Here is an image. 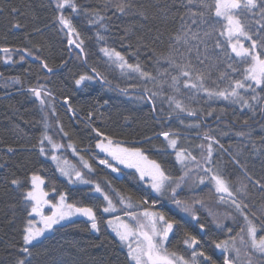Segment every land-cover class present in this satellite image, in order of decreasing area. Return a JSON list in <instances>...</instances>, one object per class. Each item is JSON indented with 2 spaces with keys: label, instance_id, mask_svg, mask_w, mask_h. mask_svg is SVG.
<instances>
[{
  "label": "snow or ice",
  "instance_id": "snow-or-ice-1",
  "mask_svg": "<svg viewBox=\"0 0 264 264\" xmlns=\"http://www.w3.org/2000/svg\"><path fill=\"white\" fill-rule=\"evenodd\" d=\"M40 7L47 10L51 25L66 37L68 58L62 57L56 64L51 57L43 56V45L33 43L31 37L33 34L42 37L44 28L50 25L40 27L41 17L33 4L21 0L19 5L0 2L3 61L19 63L31 57L47 74L56 75L54 69L67 67L71 72L69 61L75 58L88 69L72 74L76 88L87 89L93 81L111 87L112 81L105 72L95 64H88L86 40L93 37L84 35L74 19L95 28L94 40L100 45L104 67L119 70L126 80L137 81L120 91L128 95L129 88L135 90V99L150 106L152 118L161 126L151 136L145 135L142 141L129 144L117 138V134L96 127L93 119L96 112L89 111L85 127L95 142L94 147L107 157L99 159V164L114 173L121 171L119 165L134 169L151 192L167 197L188 213L204 238L174 216L157 210V200L150 201L148 195L134 198L118 194V203L123 206L118 208L99 183L87 178L79 168L69 167L66 159L56 155L65 147L78 155V147L74 133L66 130L60 121L55 90L48 82L39 83L38 79L28 91L42 113L39 137L30 146L3 143L0 147V170H5L0 176V192L16 194L5 204L10 212V215L5 213L6 223L19 235V240L12 236L6 242L2 264H54L40 259L50 255V250L40 248L42 238L61 222L76 216L87 217L89 231L100 233L102 224L111 228L120 244L127 248L126 264H264V136L257 143L252 127L260 123L255 119L257 115L264 120V0H99L95 6L82 0H44ZM21 16L32 22L31 30L29 23L21 22ZM16 32L24 34L22 46L8 43L9 33ZM109 40L118 42L121 49H134L131 52L134 62ZM46 80L50 81V77ZM12 83L21 81L16 77ZM60 96V105L77 117L73 97L63 92ZM213 101H226L229 106H239L241 112L246 109L249 113L247 118L237 116L236 107H232L234 122L242 125L241 130L232 133L239 138L235 147L226 148L221 143L219 137L229 132L206 123L209 117L220 121L228 115L227 108L217 111L211 107ZM106 104L107 100L103 104L97 100V110ZM177 123L185 130H195L200 142H189L180 128L173 127ZM260 128L264 131V124ZM51 130L68 138V143H57ZM153 137L163 138L165 145L158 154L174 156L180 176L171 174L165 166L166 160L150 159L146 154L144 145L152 144ZM33 151L54 162L69 183L94 185L91 191L100 193L106 206L88 205L77 199L70 201L67 192L47 185L46 177L41 174L44 170L31 159ZM21 152L26 154L24 160L14 161L12 158ZM80 161L89 173L95 172L84 156H80ZM189 181L197 187L203 185L208 189V199L224 206L223 212L209 209V214L225 238L217 237L197 215L198 206L208 207L204 198H177V190ZM106 183L111 185V181ZM48 187L58 199L50 198ZM104 213L116 215L105 221ZM233 226H238V230L234 231ZM180 233L183 251L171 249L170 235ZM216 250L221 253L219 260L214 255Z\"/></svg>",
  "mask_w": 264,
  "mask_h": 264
},
{
  "label": "trees",
  "instance_id": "trees-1",
  "mask_svg": "<svg viewBox=\"0 0 264 264\" xmlns=\"http://www.w3.org/2000/svg\"><path fill=\"white\" fill-rule=\"evenodd\" d=\"M0 2L19 5L21 0H0ZM30 2L41 17L38 22L40 27L44 28L45 24L50 25L44 28L42 37L38 34H33L31 37L32 42L42 44L43 56L51 57V59L55 60L56 64H59L61 58H68L70 52L65 43L66 37L56 30L55 25H51L47 10L40 7L44 0H30ZM82 2L86 5L95 6L99 3V0H82ZM20 20L22 23H29V30H31L32 22L28 18L21 16ZM124 22L126 23L127 21ZM74 23L77 24V27L84 35L93 37V39L86 40L87 50L89 51L88 64H95L101 71L105 72L108 79L112 81V86L93 81L90 82V87L87 89L81 90L80 88H76L73 83L72 74L83 73L88 69L81 60L75 58L69 61L71 72L65 67L54 69L56 75H52L42 70L38 61L33 62L29 58H26L25 61L19 63H5L2 59L3 54L0 53V73H3L0 76V142H2L0 143V147H3V143L30 146L36 142L37 137H39L42 131V125L38 123L41 120L42 113L38 108V102L31 96L28 89L35 86L38 79L39 83L48 82L49 87L53 88L57 94V111L60 121L65 125L66 130L70 129L74 133L73 138L77 143L79 152L77 155L72 152L71 148L65 147L55 154L62 159H66L71 166L84 171L87 178L93 180L94 183H99L113 199V202L117 203L118 208L123 207L118 203V194L133 195L134 198L148 195L150 201L153 199L157 200V210H163L168 215L174 216L194 234L204 238L196 221L188 213L182 212L167 197H158L154 192H151L148 185L144 181L139 180L138 173L133 169L119 166L121 171L118 176L105 166L99 164V159L107 157L94 147L95 142L85 127L89 111L96 112V116L93 117L96 127H100L102 131L117 134V138L126 140L129 144L133 141H142L145 135L151 136L153 131L160 130L161 126L152 118L150 106L135 99V90L129 88L128 95L120 91V89L132 83H137V81L126 80L121 76L119 70H110L104 67L102 62L103 54L98 50L100 45H97L94 40L95 28L82 24L79 20L75 19ZM116 23L120 24L122 22L116 21ZM2 31L3 25L2 21H0V32ZM105 34L109 35V33ZM23 41L24 34L22 32L9 33V45L22 46ZM109 43L114 44L117 50L124 51L129 56L130 62H134L131 58V52L134 49H121L119 43L113 40H109ZM133 43H135L134 40ZM143 58L144 56L141 54V59ZM14 59H18V57H14ZM16 77H19L21 83H12V79ZM46 77H50V81L46 80ZM116 85H119V87L117 88ZM61 92L73 97V103L78 112L77 117H73L71 113L67 112L60 105L59 101L62 99L60 96ZM97 100L101 104H103L104 100H107L108 104L99 107L97 110ZM210 103L211 107L216 108L217 111L221 108H227L228 115L220 121L209 117L206 122L207 125L214 129L219 128L220 130L229 132V135L219 138L226 148L230 145L235 147L239 142V138L235 137L232 133L241 130L242 125L234 122L232 107H236L237 109L235 115L243 118H247L249 115L248 111L245 109L241 112L239 106H229L226 101H213ZM202 106L208 107L207 104H202ZM101 113L103 114L102 116L100 115ZM125 117L128 119L126 120ZM255 119L260 121V123L252 125L255 129L254 136L257 138V143H259V137L264 136V131H261L260 128V124H264V120H261L259 115ZM16 125H19V128ZM173 127L180 128L181 132L188 136L189 142L192 144L200 142L196 138L195 130H185L178 123L174 124ZM205 130L207 129L205 128ZM50 134H53V139L57 143H64L65 145L68 143V138L56 135L54 130H51ZM164 145L163 138L157 139L153 137L152 144L144 145L145 152L150 159H156L157 161L166 160L165 166L171 174L180 176L182 174L180 166L175 163L174 156L162 157L158 154V151L163 149ZM46 148L50 149V146H46ZM193 154H196V152L194 151ZM25 155V153L21 152L12 159L19 162L24 160ZM80 156H84L85 160L95 169V172L89 173L87 169L83 168ZM31 159L36 167L44 170L41 174L46 177V184L49 186L55 185L59 192H67L70 201L77 199L83 200L88 205L106 206V201L103 200L102 195L91 191L94 185L69 183L56 169L54 162L47 157L37 156L35 151L31 154ZM4 171L0 170V176L4 174ZM106 181H111V185L109 186ZM0 187H2V183H0ZM202 188L203 191H201ZM46 190L50 191V198L55 197L58 199L56 193L51 192L50 187ZM207 192L208 189L204 188L203 185L197 187L189 181L177 190V198L182 200L204 198L208 207L198 206L197 215L200 217L201 222L210 226L217 237L223 239L225 238V234L216 229L215 224L212 223L213 217L209 214V209L212 212H223L224 206L216 203L214 199H208ZM15 195L14 192L7 195L0 192V264H2L6 256V242L12 236H15L19 240V235L13 230V226L7 225L5 216V213L10 215L5 204ZM45 212L47 213L48 209H45ZM97 214L98 216L100 215L99 212ZM117 214L122 215V213ZM103 216L105 221L109 219L107 213H104ZM225 223L230 225L231 221H225ZM89 227L90 222H88L87 217L83 216H77L72 221L55 226L53 231L46 234V238H42L40 245L41 250H50V255L41 257L40 259L53 261L54 264H74V262L75 264H126L127 248L120 244L112 230L106 224H102V231L100 233L89 231ZM233 227L234 231L238 230V226ZM181 237L182 233L171 236L169 247L174 250L183 251ZM214 255L219 260L221 253L219 250H216Z\"/></svg>",
  "mask_w": 264,
  "mask_h": 264
},
{
  "label": "rangeland",
  "instance_id": "rangeland-1",
  "mask_svg": "<svg viewBox=\"0 0 264 264\" xmlns=\"http://www.w3.org/2000/svg\"><path fill=\"white\" fill-rule=\"evenodd\" d=\"M98 151H100L99 149H97ZM63 160V159H62ZM68 166L69 167H71V164H69L68 163ZM104 166V165H103ZM109 169V168H108ZM110 171H111V169H109ZM134 170V169H133ZM135 171V170H134ZM114 173V172H113ZM114 174H116V175H118L119 176V172L118 173H114ZM139 175V174H138ZM64 177V176H63ZM64 178H66V177H64ZM67 179V178H66ZM145 182V181H144ZM146 183V182H145ZM147 184V183H146ZM154 194H156V193H154ZM157 195V194H156ZM107 215L109 216V219H111L112 218V216L113 215H116V214H109V213H107ZM77 217V216H76ZM76 217H72L71 218V220H69V221H72V220H74ZM37 219H39L38 217H37ZM125 219H127L126 217H125ZM69 221H63V222H61V224L60 225H62V224H65V223H67V222H69ZM58 226V225H57ZM111 229V228H110ZM51 232V231H50ZM50 232H48V233H50ZM113 232V231H112ZM48 233H46V234H48ZM114 233V232H113ZM115 234V233H114ZM124 247V246H123ZM126 248V247H125Z\"/></svg>",
  "mask_w": 264,
  "mask_h": 264
},
{
  "label": "water",
  "instance_id": "water-1",
  "mask_svg": "<svg viewBox=\"0 0 264 264\" xmlns=\"http://www.w3.org/2000/svg\"><path fill=\"white\" fill-rule=\"evenodd\" d=\"M31 61H33V62H37V61H35L33 58H31V57H28ZM203 234V233H202ZM171 236L172 235H170V237H169V240H170V238H171Z\"/></svg>",
  "mask_w": 264,
  "mask_h": 264
},
{
  "label": "flooded vegetation",
  "instance_id": "flooded-vegetation-1",
  "mask_svg": "<svg viewBox=\"0 0 264 264\" xmlns=\"http://www.w3.org/2000/svg\"><path fill=\"white\" fill-rule=\"evenodd\" d=\"M106 155V154H105ZM111 162V161H110ZM119 166H122V167H124L123 165H119Z\"/></svg>",
  "mask_w": 264,
  "mask_h": 264
}]
</instances>
